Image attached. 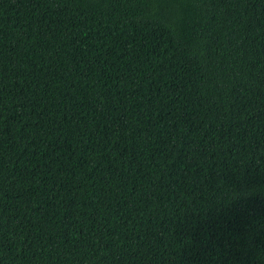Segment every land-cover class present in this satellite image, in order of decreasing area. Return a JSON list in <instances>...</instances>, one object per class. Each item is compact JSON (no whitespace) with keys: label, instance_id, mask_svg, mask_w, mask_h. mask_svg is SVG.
<instances>
[{"label":"trees","instance_id":"obj_1","mask_svg":"<svg viewBox=\"0 0 264 264\" xmlns=\"http://www.w3.org/2000/svg\"><path fill=\"white\" fill-rule=\"evenodd\" d=\"M0 264H264V0H0Z\"/></svg>","mask_w":264,"mask_h":264}]
</instances>
